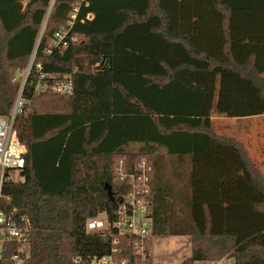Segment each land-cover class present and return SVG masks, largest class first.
Returning <instances> with one entry per match:
<instances>
[{
    "label": "trees",
    "instance_id": "obj_1",
    "mask_svg": "<svg viewBox=\"0 0 264 264\" xmlns=\"http://www.w3.org/2000/svg\"><path fill=\"white\" fill-rule=\"evenodd\" d=\"M73 3L57 0L47 21L23 89L26 112L14 125L27 148L23 181L2 190L3 208L32 226V256L25 264H76L77 256L79 264H90L106 255V244L86 234L87 221L103 214L115 221L131 192L129 183L117 180L116 168L123 161L132 173L142 159L153 166L146 197L153 235L190 237L186 264L228 254L235 264H264V172L244 143L220 134L209 114V85H223L227 75H220L222 83L210 79L206 88L177 78L223 70L234 76L230 85L250 84L264 106V0H88L79 18H94L76 23L78 41L46 55ZM49 8L50 0L27 6L0 0V116L12 112L20 88L8 85L9 74L33 57ZM38 64L44 74L70 77L73 94L37 92ZM243 107L237 116L264 115L255 107L244 114ZM134 145L141 149L129 153ZM157 150L189 169L187 193L174 195L157 179ZM217 150L232 151L241 168L207 167ZM239 172L250 185L244 187L247 201L209 200L211 188H223ZM173 196L186 211L177 210ZM133 254L125 239L119 258L141 263ZM148 254L146 264H152L150 244Z\"/></svg>",
    "mask_w": 264,
    "mask_h": 264
},
{
    "label": "built area",
    "instance_id": "obj_2",
    "mask_svg": "<svg viewBox=\"0 0 264 264\" xmlns=\"http://www.w3.org/2000/svg\"><path fill=\"white\" fill-rule=\"evenodd\" d=\"M57 0H50V8L45 19L43 29L37 42L33 55V61L38 51L39 44L44 36L45 28L52 8ZM88 0H74L66 25L50 38L45 54L50 55L54 51H64L71 43L78 41L77 36L72 35V30L77 22L92 21L93 14L80 19L81 6ZM33 61L28 69L24 84L31 73ZM40 79L36 87L37 92L52 91L60 95H72L74 92L73 81L70 77L59 80L57 76L42 73V65H37ZM52 80V83H49ZM23 89L16 100L12 112L8 116H0V264L10 261L13 264H25L32 256L30 242L31 223L27 217H17V211L8 213L3 208V186L10 182L23 181L22 172L26 166L27 148L20 143L15 130V120L26 112L27 101L23 97ZM153 166L146 159H142L132 173L127 172L125 164L121 161L116 168L117 180L127 182L131 186V192L126 195L121 207L115 215V221L110 222L107 215L89 219L86 224V234L95 237L105 243L109 252L101 258H92L90 264H128L125 258L119 256L124 251V240L128 239L133 248V255L146 264L149 257L148 245L153 239V224L146 199L151 191V175ZM8 256V258H6ZM234 260L230 255L214 262L199 264H231ZM82 261L80 256L74 258V263Z\"/></svg>",
    "mask_w": 264,
    "mask_h": 264
},
{
    "label": "rangeland",
    "instance_id": "obj_3",
    "mask_svg": "<svg viewBox=\"0 0 264 264\" xmlns=\"http://www.w3.org/2000/svg\"><path fill=\"white\" fill-rule=\"evenodd\" d=\"M24 6H27L30 0H21ZM33 58L29 61L26 68H16L11 70L10 72V83L8 85H13L15 87L20 88V92L23 88L24 80L28 69L32 64ZM35 59L33 61V64ZM33 67V66H32ZM216 74L212 75H195L190 72H181L177 78L184 81L186 84L190 86H194L199 84L200 86L205 87V83L210 81V79L219 78L220 75L226 74L224 76V84L223 85H209L211 90V98H210V112L213 113V116L218 119H222L225 117H229L230 115L237 116L238 109H241L240 106L243 104L242 111L244 114L250 107H255V109H259L258 112L264 113V106L258 101L256 96L257 91L249 86L244 85L242 87L240 85H230L231 78L233 75L228 74L223 70H218L215 72ZM221 78V77H220ZM222 83V78L220 79ZM243 83H247L244 82ZM12 86V87H13ZM206 88V87H205ZM238 89L240 93L237 95ZM242 91V92H241ZM20 92L18 93L16 100L20 96ZM256 93V94H255ZM238 100V103H236ZM243 100V101H242ZM262 102V101H261ZM263 103V102H262ZM224 121L218 120L215 122L216 127H220L219 130H224L226 128L222 127L221 124ZM257 125L260 130L264 132V118H259ZM245 126H242V128ZM219 132V131H218ZM225 134L223 133H220ZM264 135V134H263ZM141 149L140 145H134L128 148L129 153L138 152ZM154 159L159 162V173L157 171L158 180H161V184H165L174 195L185 194L187 193V176L189 175V169L178 168L176 162L168 157L164 150H157L154 154ZM263 171V170H262ZM175 196H173L170 201L172 203L177 204V210L182 208L186 211V207L181 203L180 199L174 200ZM191 240L190 237H173V236H154L150 243V253H151V263L152 264H186L191 257ZM230 254L226 255L229 256ZM97 258V257H96Z\"/></svg>",
    "mask_w": 264,
    "mask_h": 264
},
{
    "label": "crops",
    "instance_id": "obj_4",
    "mask_svg": "<svg viewBox=\"0 0 264 264\" xmlns=\"http://www.w3.org/2000/svg\"><path fill=\"white\" fill-rule=\"evenodd\" d=\"M213 120V125L218 120L224 121L221 126L226 128L222 129L226 136L235 137L248 149L253 160L258 164L260 169L264 172V132H262L257 125L259 118H264V115H249V116H232L218 119L213 116V113H209ZM242 126H245L242 128ZM216 128V126H214ZM220 128V127H219ZM216 156H212L209 161L206 162L209 168H225V169H238L241 168L239 161L234 156L232 151L217 150ZM240 165V166H239ZM243 172H239L235 178L227 183H223V188H211L212 194L209 200L220 201H233L244 202L245 198L244 187H250L249 182L244 180ZM253 199L259 200V195L252 192Z\"/></svg>",
    "mask_w": 264,
    "mask_h": 264
},
{
    "label": "water",
    "instance_id": "obj_5",
    "mask_svg": "<svg viewBox=\"0 0 264 264\" xmlns=\"http://www.w3.org/2000/svg\"><path fill=\"white\" fill-rule=\"evenodd\" d=\"M106 189L108 191V195H109L110 199H112L113 198V195H112V188H111V186L110 185H107L106 186ZM231 264H235V260H232L231 261Z\"/></svg>",
    "mask_w": 264,
    "mask_h": 264
}]
</instances>
